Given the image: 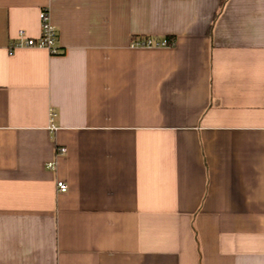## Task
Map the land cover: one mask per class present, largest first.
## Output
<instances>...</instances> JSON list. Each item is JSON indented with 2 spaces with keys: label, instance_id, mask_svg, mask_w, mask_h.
I'll list each match as a JSON object with an SVG mask.
<instances>
[{
  "label": "crops",
  "instance_id": "0c3cea01",
  "mask_svg": "<svg viewBox=\"0 0 264 264\" xmlns=\"http://www.w3.org/2000/svg\"><path fill=\"white\" fill-rule=\"evenodd\" d=\"M0 264H264V0H0Z\"/></svg>",
  "mask_w": 264,
  "mask_h": 264
},
{
  "label": "built area",
  "instance_id": "2783aa9c",
  "mask_svg": "<svg viewBox=\"0 0 264 264\" xmlns=\"http://www.w3.org/2000/svg\"><path fill=\"white\" fill-rule=\"evenodd\" d=\"M41 18V35L37 39L25 38L23 34L18 39V41L11 45V48L14 47H32L39 49H46L50 52L51 55L60 54L61 50L58 46V30L56 26L52 23L50 19V14L48 10H43L40 14ZM133 46L135 47H147V48H160V47H171L174 45L173 41H169L168 38L164 39H154V38H145L134 41ZM56 116V113L52 110L50 113L51 130H55L53 126V120ZM60 153L65 152V149H60ZM50 169L54 167L53 163L48 165ZM58 191L65 193L68 191V186L62 181L57 182Z\"/></svg>",
  "mask_w": 264,
  "mask_h": 264
},
{
  "label": "trees",
  "instance_id": "16d2710c",
  "mask_svg": "<svg viewBox=\"0 0 264 264\" xmlns=\"http://www.w3.org/2000/svg\"><path fill=\"white\" fill-rule=\"evenodd\" d=\"M169 40V39H168ZM171 42V40H169Z\"/></svg>",
  "mask_w": 264,
  "mask_h": 264
}]
</instances>
